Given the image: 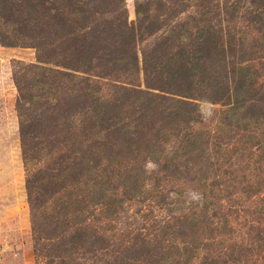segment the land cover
I'll use <instances>...</instances> for the list:
<instances>
[{"label": "trees", "instance_id": "trees-1", "mask_svg": "<svg viewBox=\"0 0 264 264\" xmlns=\"http://www.w3.org/2000/svg\"><path fill=\"white\" fill-rule=\"evenodd\" d=\"M243 2L228 12L197 0L190 24L177 17L195 0H135L133 23L121 0H0V46L36 62L12 73L36 264H242L250 232L264 243V76L219 29L243 9L264 47V0ZM160 31L141 54L140 88L134 46ZM199 100L223 108L211 132L194 129ZM218 134L242 141L239 165L209 155L228 148ZM172 180L249 204L209 214L229 245H190L200 221L160 192ZM145 201L167 216L115 240L111 224ZM192 204L208 209L203 195Z\"/></svg>", "mask_w": 264, "mask_h": 264}, {"label": "rangeland", "instance_id": "rangeland-1", "mask_svg": "<svg viewBox=\"0 0 264 264\" xmlns=\"http://www.w3.org/2000/svg\"><path fill=\"white\" fill-rule=\"evenodd\" d=\"M206 1L218 8H226L228 12L232 4L237 2V0ZM134 2L135 0H121L123 13L127 20L132 23L134 22ZM195 2L177 17V21H189L190 24L193 22V19L196 18V12L199 10L197 0ZM240 3H244L243 0H240ZM221 19L219 29L224 38L234 45H238L240 42L243 43L242 49H244L245 55L250 58L248 64L261 76H264V47H258L260 41L255 32V27L247 22L244 10L240 9L239 13L233 17L231 15L221 16ZM163 35V31L157 32L153 36L137 42L134 46V52L137 57L136 79L140 88H143L141 54ZM235 47L237 48V46ZM17 63L21 65L35 64L34 51L25 48L0 46V264H36L32 254L28 207L24 191L25 175L17 135V118L14 110L16 90L12 73ZM195 103L199 122L194 125V129L207 132L213 131L217 126V115L223 108L217 104H210L205 100H199ZM218 137L219 142H229L226 145L228 148L223 151H217L215 147L210 146L208 151L214 152H210L209 155L219 158L220 162L239 165L237 162L241 159L239 154H244L240 150L241 145H243L242 141H238L236 136H231L232 138L229 141H227L226 137L219 134ZM155 167L152 162H148L145 164L144 170L148 174L153 172ZM160 184V192L167 195L168 199L175 201L176 198H179V200L184 202L183 206L187 208L185 210L186 215L191 213L199 218L198 221L200 223L196 224L194 228V237L187 239L190 245H201L204 241L207 242V239H214V242L211 243L212 248L230 244L226 237L217 235L218 230L208 225L209 214L210 212H219V209H222L220 206L230 205L228 207L231 209H240L242 207L245 210L249 204L243 203L238 198H232L227 201L224 199V192L210 190L208 187L200 189L192 181L172 180ZM201 195L205 197L208 205L204 215L192 208V203L196 201L197 196ZM245 212H241L240 215ZM172 214L176 216L174 218H177L176 213L173 212ZM217 214L216 216H218ZM166 216L164 209L156 207L152 202L145 201L141 204H131L126 214L120 216L118 220L111 224L112 235L116 240L123 239L124 231L129 233L128 231L139 229L141 232L146 233L147 225H155L161 218ZM146 220H148L147 223ZM238 222L240 225L242 224L241 220ZM140 224L144 225L138 228ZM261 231L260 229L252 231L246 237L251 242V246L246 248L245 255L241 258L243 260L242 264H264V243L257 242V237L255 236V234L262 233ZM173 241L169 240V244H172Z\"/></svg>", "mask_w": 264, "mask_h": 264}]
</instances>
